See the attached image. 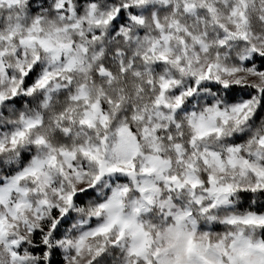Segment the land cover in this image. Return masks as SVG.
Instances as JSON below:
<instances>
[{
    "label": "clouds",
    "instance_id": "9594fccd",
    "mask_svg": "<svg viewBox=\"0 0 264 264\" xmlns=\"http://www.w3.org/2000/svg\"><path fill=\"white\" fill-rule=\"evenodd\" d=\"M0 264H264V0H0Z\"/></svg>",
    "mask_w": 264,
    "mask_h": 264
}]
</instances>
